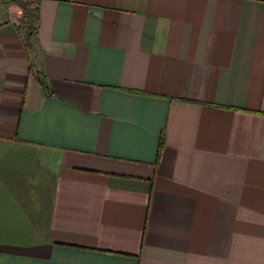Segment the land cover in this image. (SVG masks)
I'll list each match as a JSON object with an SVG mask.
<instances>
[{
    "label": "crops",
    "instance_id": "0c3cea01",
    "mask_svg": "<svg viewBox=\"0 0 264 264\" xmlns=\"http://www.w3.org/2000/svg\"><path fill=\"white\" fill-rule=\"evenodd\" d=\"M32 2L26 46L0 1V264H264V0Z\"/></svg>",
    "mask_w": 264,
    "mask_h": 264
},
{
    "label": "trees",
    "instance_id": "16d2710c",
    "mask_svg": "<svg viewBox=\"0 0 264 264\" xmlns=\"http://www.w3.org/2000/svg\"><path fill=\"white\" fill-rule=\"evenodd\" d=\"M16 2L23 11V20L22 26L24 25L26 28L25 34V45H29V40L34 34L35 25L37 21L36 9L33 6L32 0H13ZM162 141H160L159 150L161 148Z\"/></svg>",
    "mask_w": 264,
    "mask_h": 264
},
{
    "label": "built area",
    "instance_id": "2783aa9c",
    "mask_svg": "<svg viewBox=\"0 0 264 264\" xmlns=\"http://www.w3.org/2000/svg\"><path fill=\"white\" fill-rule=\"evenodd\" d=\"M6 4L7 19L9 24L18 27L23 20V11L13 0H0Z\"/></svg>",
    "mask_w": 264,
    "mask_h": 264
},
{
    "label": "rangeland",
    "instance_id": "374dc122",
    "mask_svg": "<svg viewBox=\"0 0 264 264\" xmlns=\"http://www.w3.org/2000/svg\"><path fill=\"white\" fill-rule=\"evenodd\" d=\"M46 157V154L43 152H40V159H44ZM45 162V161H44ZM44 164V163H43Z\"/></svg>",
    "mask_w": 264,
    "mask_h": 264
}]
</instances>
